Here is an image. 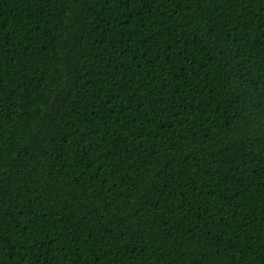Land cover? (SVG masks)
Returning <instances> with one entry per match:
<instances>
[{"label":"trees","instance_id":"obj_1","mask_svg":"<svg viewBox=\"0 0 264 264\" xmlns=\"http://www.w3.org/2000/svg\"><path fill=\"white\" fill-rule=\"evenodd\" d=\"M0 264H264V0H0Z\"/></svg>","mask_w":264,"mask_h":264}]
</instances>
